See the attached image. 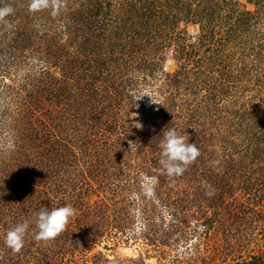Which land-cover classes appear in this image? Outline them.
<instances>
[{
	"label": "rangeland",
	"instance_id": "rangeland-1",
	"mask_svg": "<svg viewBox=\"0 0 264 264\" xmlns=\"http://www.w3.org/2000/svg\"><path fill=\"white\" fill-rule=\"evenodd\" d=\"M30 4L0 0L13 9L0 22V264H206L203 238L220 264H264V207L241 213L264 206L254 186L229 192L245 215L224 233L207 237L197 212L219 190L220 138L250 133L264 100V0H61L55 15ZM172 128L200 151L174 181L159 164ZM155 187L196 202L158 201ZM66 205V230L35 239L34 215ZM25 220L16 253L5 237Z\"/></svg>",
	"mask_w": 264,
	"mask_h": 264
},
{
	"label": "trees",
	"instance_id": "trees-1",
	"mask_svg": "<svg viewBox=\"0 0 264 264\" xmlns=\"http://www.w3.org/2000/svg\"><path fill=\"white\" fill-rule=\"evenodd\" d=\"M262 101L264 100H260V104L250 105V111H248V115L245 119L247 123H249V125H251L252 127V131L250 133H248L247 135H234L232 137L220 138L221 141H219V145L221 147V153H218L216 157L217 159L215 161H212L215 168L210 167L211 169H214L216 171L217 176L219 175V190L217 191V193H213L212 198L208 199L206 197H203L200 200L202 204H209L206 206V208H208L207 210L202 209L197 211L198 215H200L201 217V222L204 223L201 225L204 226L205 234L207 237H209V234L212 233H224V231L221 232V226L229 221L233 222L235 219L242 218L241 216L245 215L243 214L239 216L235 212V204L237 201H239V199L236 198V196L230 195L229 193L231 190L233 191L234 187H240L242 191L249 195L248 186H254V188L252 187L250 190L252 195H255L256 197H260L262 199L264 198V103H261ZM244 112L236 113L234 118L237 119L238 126L231 125V127H233V130H235L236 128H241L240 126L243 121L242 116L246 114V112ZM236 132L237 130L234 132L232 131V133ZM157 178H160V176H157ZM157 178L156 180L161 183L162 178H160V180H158ZM178 178H173L171 180H178ZM203 180L206 181L205 183L211 182L216 186L218 184L216 181H214L216 179L211 180L209 178H204ZM155 189H157V192H155ZM153 190L155 192L154 197L157 198L158 201L162 200V193L165 192V196L168 197V199H171L169 201H166L168 204L175 202V200L182 201V197H184L185 199L184 202L189 205H192L193 202H196V199L188 197L187 193L184 192L185 190L180 189L179 191H174L173 188H168L163 192L158 191V187L153 188ZM229 201H233L232 204L229 203ZM261 202L262 200L260 201V203L259 201L253 202L251 201V199L247 200V202H243L241 206L246 205V207H244L246 208V211L244 210L241 213L246 212V214L252 213L258 216L261 215L264 207ZM232 207L234 208V211H231ZM197 220L198 219H195V221ZM229 226H233V224H230ZM164 235L166 236V234ZM202 240H204L202 241V243H205L206 240L208 241V243L205 245V250H203L204 254L198 253V255L211 258L210 262L206 264H210L211 261H214V259L217 260L215 264H220L219 260H221V257L223 258V252L212 250L218 248L217 245H219V242L211 241L209 238H203ZM210 242H212V244H210ZM213 245H215L214 248ZM230 257V259L232 260L231 264H234L233 262L235 258H232V256ZM260 258V256L253 257L254 260L258 261L261 260ZM212 264H214V262H212ZM235 264L238 263L236 262Z\"/></svg>",
	"mask_w": 264,
	"mask_h": 264
},
{
	"label": "clouds",
	"instance_id": "clouds-1",
	"mask_svg": "<svg viewBox=\"0 0 264 264\" xmlns=\"http://www.w3.org/2000/svg\"><path fill=\"white\" fill-rule=\"evenodd\" d=\"M60 6L61 0H31L30 10L39 11L51 7L53 15H55ZM12 12L13 9L10 6L0 7V22L7 23L5 17L12 14ZM150 102L155 104L151 99ZM132 127L139 130L143 129L142 123L136 120L133 121ZM129 144L131 146L133 143L129 141ZM159 147L162 149L159 164L170 177L183 174L187 166L200 156V151L195 143H189L187 137L178 133L175 128L164 132ZM149 194H151V190H149ZM76 214L77 210L71 205L53 208L50 211L47 208H41L34 215L35 239L42 241L55 240L66 230ZM32 222L25 220L7 232L5 244L13 252L18 253L24 247L25 236Z\"/></svg>",
	"mask_w": 264,
	"mask_h": 264
}]
</instances>
